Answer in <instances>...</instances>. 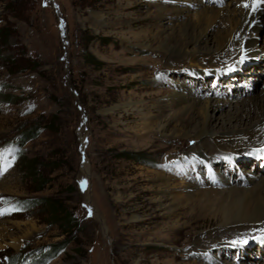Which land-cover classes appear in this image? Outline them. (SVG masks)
<instances>
[{
	"label": "rangeland",
	"instance_id": "374dc122",
	"mask_svg": "<svg viewBox=\"0 0 264 264\" xmlns=\"http://www.w3.org/2000/svg\"><path fill=\"white\" fill-rule=\"evenodd\" d=\"M232 1L188 0L187 19L194 21L195 14L210 5L229 8L237 2ZM94 14L102 17L100 23ZM170 14L166 0H0V29L8 35L5 42L0 38V166L7 171L0 168V172L10 174L8 189L0 188V264H33L31 260L47 246L61 250L41 264H152L154 259L168 264L174 253L186 252L151 239L149 233L164 231L168 221L162 209L168 191L165 186L160 187L165 192L157 189L165 179H149L151 173H161L183 186V194L191 191L184 186L195 184V155L182 151L191 142L184 138L174 147V142L164 141L134 145L131 137L140 121L138 114L112 108L140 99L148 105L151 100L143 96L158 93L152 101L160 106L153 110L162 112L165 123L171 113L165 107L166 96L177 82L198 100L223 99L228 104L218 113L260 94L264 15L251 55L236 66L222 67L205 61L166 62L157 49L163 42H177V36L168 38L164 30L170 26L166 23ZM91 56L98 63H91ZM255 60L258 65L246 78L232 75L240 67H245L242 72L250 69ZM223 76L225 80L218 79ZM186 116L180 112L171 119L164 136ZM31 127L37 135L24 142L22 134ZM262 151V146L240 148L235 155L254 157ZM133 152L145 154L148 163L124 157ZM23 158L34 159L32 173L22 166ZM83 158L87 174L82 177ZM255 165L248 162L235 170L241 174ZM256 168L264 176V169ZM187 171L193 172L192 179ZM220 184L218 191L235 185ZM196 186L210 191L212 185ZM40 197L50 201L32 208L20 203ZM51 201L58 207L48 205ZM191 212L187 208L180 223L191 221L192 242L217 229L218 221L203 207ZM132 216L141 221L130 222ZM247 233L235 241L226 238L230 255L220 256L221 261L238 264L236 249L245 245L251 248L250 262H264L252 256L262 240L259 230ZM170 235L160 232L163 239ZM180 237V243L187 238ZM194 257L176 262L202 263Z\"/></svg>",
	"mask_w": 264,
	"mask_h": 264
},
{
	"label": "bare ground",
	"instance_id": "6f19581e",
	"mask_svg": "<svg viewBox=\"0 0 264 264\" xmlns=\"http://www.w3.org/2000/svg\"><path fill=\"white\" fill-rule=\"evenodd\" d=\"M166 1L170 3L171 14L166 20L170 26L166 25L167 27H165L164 25V30L166 29L165 33L168 38L177 36V42L174 45L163 42L160 44L161 46H158L157 51L167 58L166 62L169 64L176 65L186 62L197 64L205 61L208 64L222 67L236 66L247 55H251L252 48L256 44L255 38L259 30L260 18L264 15V0H237L229 8L228 6L220 8V6L210 5L207 10L194 13V21L187 19L188 0ZM94 18L99 23L102 20L101 16L95 14ZM257 60L250 66V69L242 72L245 67H240L233 70L232 75H242L243 78H246L244 75L257 67ZM153 63L157 65L156 61ZM225 78L226 76H223L218 79L225 80ZM248 80L252 81L250 78ZM175 86V90L166 96L165 107H169L171 113L165 123H161L164 116L162 112L155 114L153 110L160 106L154 100L152 101L158 93L143 96L151 100V104L148 105L146 101L140 99L138 101L130 100L112 108V110L123 108L125 112L131 110L138 114L140 121L131 137L134 145L145 143L155 146L164 141L174 142L171 144L174 147L179 140L182 141L184 138H187L191 145L195 142L194 146L190 145L191 147L189 146L186 150L183 149L184 144L178 145L185 154L193 153L195 155L193 161L197 173L196 178L194 177L195 184L184 186V188H192L191 191L183 194L181 192L183 186L174 183L173 177L168 175L164 177L163 174L157 172L151 173L150 181L165 179V185L159 184L157 189L160 190L161 186H165V191H168L167 194L162 190L163 188L161 189L166 193L163 197L167 198V203L162 209L163 216L165 215L168 221L163 224L164 231L157 229L155 232L149 233L151 239H158L162 242L161 244H168L171 248H180V250L186 251L174 253L173 257L170 256L172 260L168 264H187L186 261L177 263L176 260L186 258L188 255L197 256L202 261V263L192 261L191 264H211L214 259L221 261L220 256L230 255L228 246L225 244L226 238L233 237L235 241L239 236L248 234L247 232L250 230H259L262 240L258 243V247L252 251V256L264 258L262 254L264 250V176L258 175V171H256L257 165L264 169V151L254 157L235 155L237 151L239 153L240 148L254 146L264 148V87L260 94L246 98V102L234 103L226 111L218 113L225 104H228L223 99L198 100L197 97L190 95L188 89L182 84L177 82ZM180 112H184L187 116L181 120L177 118L179 120L175 124L174 130L172 129L168 136H164L170 120L178 117ZM186 123L192 125L190 130L187 129ZM155 128L158 135L154 132ZM84 160L83 158L82 177L87 174V165ZM248 162H255L257 165L255 168L252 166L238 174L235 168L244 166ZM192 173L187 171L186 176L192 179ZM9 175L0 172V188L4 191L8 189ZM196 183L202 186H212H210V191H207L205 188L201 189L196 186ZM220 183L225 185L234 183L235 185L218 191L216 186ZM200 207L204 208L206 215L218 221V226L206 237L192 242L190 235H193V232L189 231L192 224L188 220L190 217L185 223H180V221L184 218L187 208L195 214L196 209ZM130 219V222L133 223L141 221L138 216H132ZM170 222L172 224H169ZM165 231L171 235L163 239L160 237V232ZM180 235L187 236L182 243H180ZM236 250L238 251L237 261H240L238 264H264L261 260L254 262L248 260L252 254L250 247L241 245ZM212 251L213 253H211ZM213 255H216L217 258ZM157 260L154 259L152 264H159ZM222 262L223 264L236 263L225 260Z\"/></svg>",
	"mask_w": 264,
	"mask_h": 264
},
{
	"label": "trees",
	"instance_id": "16d2710c",
	"mask_svg": "<svg viewBox=\"0 0 264 264\" xmlns=\"http://www.w3.org/2000/svg\"><path fill=\"white\" fill-rule=\"evenodd\" d=\"M8 35L7 33H5L4 31H2V29H0V38L3 39V41L5 42L7 39ZM90 62L91 63H98V60L95 59L94 57H90ZM23 138H24V142L25 141H29L30 139L34 138L37 135V132L34 131V127H31L29 129H26L23 132ZM122 155V154H121ZM145 154H143L142 152H133L130 154H124V157L131 159L133 161H136L138 163H148L147 160L144 158ZM23 164L22 166L27 170V172L32 173V170L34 169V166L36 165V163H34V159H27V158H23ZM32 175V174H31ZM41 189V188H39ZM42 201H50L49 198L47 197H40V198H35V199H29V200H22L20 203L22 204L23 207L27 206V208H32L34 206H37L39 202ZM18 204V203H15ZM43 204V203H41ZM47 205V204H46ZM48 205H50L51 207L56 206L59 204H55L54 202H49ZM54 209V208H53ZM67 221H70V217L67 216ZM48 249L47 250H43V248L40 250V253L38 256L34 257L31 260V263L33 264H41L44 263L45 261H49L50 259L54 258L61 249L58 248H52L51 246H47Z\"/></svg>",
	"mask_w": 264,
	"mask_h": 264
}]
</instances>
